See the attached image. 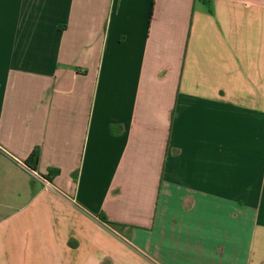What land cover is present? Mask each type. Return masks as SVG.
Returning <instances> with one entry per match:
<instances>
[{
  "label": "crops",
  "instance_id": "crops-1",
  "mask_svg": "<svg viewBox=\"0 0 264 264\" xmlns=\"http://www.w3.org/2000/svg\"><path fill=\"white\" fill-rule=\"evenodd\" d=\"M0 264H264V0H0Z\"/></svg>",
  "mask_w": 264,
  "mask_h": 264
},
{
  "label": "trees",
  "instance_id": "trees-1",
  "mask_svg": "<svg viewBox=\"0 0 264 264\" xmlns=\"http://www.w3.org/2000/svg\"><path fill=\"white\" fill-rule=\"evenodd\" d=\"M40 162V149L36 148L33 153L31 154V156L24 162L25 166L28 167L31 171L33 172H37L38 170V165ZM60 172L58 170H51L48 175L43 176L44 179L48 180V181H52L53 178L55 176H57ZM99 218L105 222V223H109L113 226H119V224L116 223H111L108 221V219L106 218L105 215L100 214Z\"/></svg>",
  "mask_w": 264,
  "mask_h": 264
},
{
  "label": "built area",
  "instance_id": "built-area-1",
  "mask_svg": "<svg viewBox=\"0 0 264 264\" xmlns=\"http://www.w3.org/2000/svg\"><path fill=\"white\" fill-rule=\"evenodd\" d=\"M33 176L36 177V178H38V179H41V177L39 175H37L36 172H33Z\"/></svg>",
  "mask_w": 264,
  "mask_h": 264
}]
</instances>
